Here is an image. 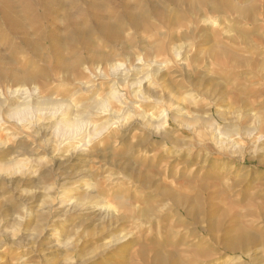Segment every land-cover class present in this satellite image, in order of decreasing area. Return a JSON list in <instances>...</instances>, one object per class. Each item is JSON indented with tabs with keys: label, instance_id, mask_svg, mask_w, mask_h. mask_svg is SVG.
I'll return each mask as SVG.
<instances>
[{
	"label": "rangeland",
	"instance_id": "rangeland-1",
	"mask_svg": "<svg viewBox=\"0 0 264 264\" xmlns=\"http://www.w3.org/2000/svg\"><path fill=\"white\" fill-rule=\"evenodd\" d=\"M225 1L0 0V92L8 97L17 88L12 75H34L27 88L38 87L41 97L54 102H71L77 116L86 117H80L86 123L82 133L73 134L58 126L61 112L46 106L21 121L4 116L0 140L6 150L0 164L21 166L14 174H0V264H82L90 259L95 264H145L142 252L149 256L146 264L156 255H177L183 264H264V242L256 259L254 249L227 252L216 243L240 230L264 240V0H227L235 10ZM239 8L246 9L245 16ZM30 26L44 27L36 32ZM65 26H84L89 41L75 48L68 42H44L61 35ZM107 27H121V35L107 38ZM81 49L85 57L87 50H98L115 58L126 71L111 76L104 63H79L74 54ZM180 50L182 57L176 54ZM99 65L109 79L96 73ZM116 81L122 104L109 97ZM106 100L109 108L102 106ZM175 106L187 122L172 119ZM165 111L169 121L150 135L142 114L158 121ZM197 116L212 119L227 137L219 141L213 130L195 124ZM104 123L109 126L101 135L83 140L92 126ZM247 127L257 129L256 134L244 135ZM75 151L83 159L77 170L88 171L92 181H87L99 184L125 217L115 234L128 242L99 262L103 246L90 230L77 233L84 248L75 254L55 252L49 249L51 240L43 238L55 228L62 238L76 231L57 222L43 231L47 222L42 218L47 217L38 214L60 202L58 178ZM168 190L187 202L177 207L164 198ZM25 206L35 215L27 217ZM189 208L194 218L179 221V209ZM203 251L210 254L201 256Z\"/></svg>",
	"mask_w": 264,
	"mask_h": 264
},
{
	"label": "bare ground",
	"instance_id": "bare-ground-1",
	"mask_svg": "<svg viewBox=\"0 0 264 264\" xmlns=\"http://www.w3.org/2000/svg\"><path fill=\"white\" fill-rule=\"evenodd\" d=\"M223 3H224V1H223ZM224 5L228 6V8H231L232 10L236 9V7L233 4H231V2H229L227 0L225 1ZM236 11L238 13H240L241 16H245V12H246L245 8H239ZM205 21L209 24L211 23V21H209V19H207ZM30 27H32V28L34 27L33 29L36 32H40L39 27L42 28L44 26H36V28H35V26H30ZM82 27H84V26H65V31L62 30V33L60 31L61 35L46 37L44 42L45 43H56L58 45H61L64 42H68L71 47L75 48L77 45L83 44V43L89 41V40H87L88 34H87V32H85L82 29ZM103 34L109 39H116L121 35V27L120 28H114V27L104 28ZM27 43L30 44V41L28 40ZM82 50L83 49H81L80 52L77 51L74 54V58L79 63L86 64L85 60H89L90 62H93L96 64L104 63V65H107V68L109 67L108 68L109 69L108 74L110 73L111 76H117L118 74L124 72V70L126 71L125 65L123 63L119 62V60H116L115 58L112 59V57H110V56H105L102 52H98V50H87L88 57H85V54ZM176 54L178 57H182V51L181 50H180V52H177ZM58 55L63 56V54L59 51H58ZM141 61L143 62L142 59L138 60V62H141ZM160 64H162V63H160ZM160 64L154 62L152 65L157 66V67H162ZM163 64L165 65L166 63H163ZM73 67L74 66H72V68ZM70 69H67V70H69L68 72H70ZM94 69H96L97 74L99 73V75H101L100 77H102L104 79L108 78V75L106 74L107 69H104L103 66L99 65V66H97V68H94ZM123 74H125V73H123ZM159 74H161V73H159ZM157 75L158 74H156V76ZM12 76L16 80L15 87H17V88L15 90H13L12 92L10 91V94L7 95L8 97H6L4 95L5 93L2 94V92H0V125L3 124V122L5 121V117H4L5 115L7 116L8 120L21 121L22 119L31 115L35 109H37L39 107H45L46 106V107H49V109H51L53 111L57 112V110H59V112H61L60 117H62V118H61V120L60 119L58 120V121H60V123H58V126L63 127L67 132H71L73 134L74 133H76V134L82 133L83 126H85L86 123L80 118L82 115L79 114L80 117L77 116V114H76L77 112L75 110V107L71 102L70 103L65 102V101H57V102L55 101L54 102L50 99H46V98L41 97V92H40V89L38 87H34L33 89L31 88L32 90L29 89L30 87L27 88V86L33 82V80H34L33 76L34 75L28 74V75H25L23 78L22 77L20 78V75H19V77H16V76H18L17 74H16V76L15 75H12ZM157 78H158V76H157ZM117 79H118V77H117ZM150 79H152V78H150ZM150 79H149V81H150ZM141 83L139 82V83L135 84L136 87L138 84H141ZM117 86H118L117 81L111 85V92L109 94V97L111 99L116 100L115 102H120V103L122 102L123 103L124 97L117 90ZM88 88H87V90H88ZM134 93H137V90ZM148 93H150V92H148ZM143 98L144 97H142V99ZM106 99H108V98H106ZM148 99H149V97H148ZM137 102H139V101H137ZM140 102H142V101H140ZM96 106H97V104H96ZM102 106L109 108L111 106V104L109 106V101L106 100L102 104ZM175 107H174V109H176L178 112L174 116L175 118H172V119H174V120L184 119L185 120V118H186L185 115L179 114L181 112L182 108L179 110V107L178 108L177 107L175 108ZM91 108H92V106H91ZM57 114H58V112H57ZM89 114H90V112L88 113V115ZM112 115H114V114H112ZM199 116H201V115H199ZM82 117H84V116H82ZM153 117H155V116H150L149 114L146 115V113L142 114V118L144 119L142 122L145 123L147 125L149 131H151L150 135H153L154 133L158 134V132H160L164 129V125L169 121V114L166 111L162 112V114L160 115V118H158L159 119L158 121H155ZM84 118H86V117H84ZM155 119H156V117H155ZM212 121L213 120L210 118H204V117L199 118L197 116V119L195 120V124H201L202 126L213 130L214 135H216L217 138L219 137V141L222 140L224 137H227V132L224 131L223 128H221V126L220 127L216 126L215 123ZM185 122H187V121L185 120ZM140 124H141V121H140ZM92 125H94V124H92ZM92 125H90V126H92ZM108 126H109L108 123H104L102 126H99V125L98 126L97 125L92 126V131L91 132L87 131L89 134V138L87 136V137L83 138V140L87 141L88 143L91 142L93 138H91L90 135H95L97 137V136H99L100 133H103V131L107 130ZM141 126H142V124H141ZM48 127H49V125H48ZM256 130L257 129H255V128H248L247 127V128H244L243 134L246 136L252 137L256 134ZM48 131H51V130L48 129ZM83 140H80V141H83ZM261 140H262V137L260 136L258 138V141H261ZM224 141H226V140H224ZM46 142H48V140ZM227 142L229 143V141H227ZM221 143L225 144V142H222V141H221ZM234 144H236V143H234ZM236 146H238V145H236ZM236 146L234 145L233 148L237 149ZM5 150L6 149L3 147L2 141L0 140V153H2V152L4 153ZM76 152L77 151H75L74 154L68 158V160L65 158L68 162L67 164L69 165V168L66 172L64 171L65 173H64L63 177L61 176L62 178L61 177L58 178V184L55 183L58 185V190L60 189V192H58L57 194L62 196V197H60L61 199L58 198L60 200V202L55 206L53 205L54 207L53 206L50 207L46 212L45 211H43V213L38 212L40 217H41V215H43V216L46 215V217H47V219L42 218V221L47 222L44 224V226L42 225L44 227V229H43V227H41L43 229V231L47 230L48 224L56 223V222L66 224V225H72L76 231L74 234L66 236L65 238H62L63 234L60 231V229H56V228L52 231L53 234L51 232H49L51 234L48 235V232L46 231L47 237H46V235H44V233L42 235H44L43 238L45 237L44 238L45 241L51 240V247H49V249H53V250H55V252H58V253H62V252L69 253V252H71V253L75 254V253H79L81 251V249L84 248L83 247V245H84L83 239L84 238L77 240L76 239L77 233L79 231H84L85 233H88L90 230L91 232H93L91 234V235H93L92 238L99 237L98 243L101 242V245L103 246L101 249V253L98 255V262H99L102 257L108 258V257L112 256L114 253L119 252L118 250L120 249V246L123 245L124 243L128 242V237L120 236L117 238V235L115 234L116 230L118 229L117 223L125 222V217L122 216L119 213V211L117 212V210L113 207V205L110 204L112 199L108 200L104 197V195L102 193L103 190L99 187V184L97 187L94 183L90 182V181H92V179L90 180V178H89L90 176H88V171H85V170L84 171H80V170L78 171L77 170V166L82 162L83 159L81 158V155H78V154L76 155ZM60 162H62V160H60ZM62 165H65V164H62ZM20 166H21V163H18V162L17 163H15V162L11 163L10 165H7V166L0 164V172H1L0 174L1 175L11 174V173L14 174L15 172H17L20 169ZM58 166H60V164ZM87 179H89L90 181L88 182ZM10 181H11V179H10ZM50 190H51L50 192L52 194H56L54 189L51 188ZM48 194H49V192H48ZM51 196L53 197L54 195H51ZM163 196L166 200L173 201L177 207H181L184 203L187 202V200L182 199L181 197L175 196V194L171 190L166 191L165 194H163ZM120 198L123 200L122 201L123 205L129 206L130 203H128V201L126 200L125 197H120ZM23 210L26 212L25 215H27V217H31V216L35 215V213L30 211V207H28V206H25ZM176 216H177V219L179 221H183L184 218L185 219L186 218L192 219L195 216V210L193 208H189V209H185V210L179 209V213ZM14 217L16 218V216H14ZM18 218H17V220H18ZM25 220L27 221V219H25ZM23 222H24V220H23ZM96 229L98 230V232H94V230H96ZM210 231H212V229H210ZM105 232H106V234H103ZM256 238H254L251 235H247L244 232H242V230H240V232L238 233L237 236L231 235L229 237H226V239H224L223 242H221V243L216 242V243H218L217 248L223 249L224 251H227V252H247V251H250L251 249H254V250H251L253 252L251 256L253 259H256L255 257H258L257 254H259V253L256 254V252H258V250H260L259 247H260L261 243L264 242L263 239L258 240L259 238L258 239H256ZM33 242H34V240H33ZM178 245L179 244H176L173 248L177 249ZM212 248L215 249V247L213 245H212ZM193 251L195 252L194 249H193ZM193 251L191 250L190 252L192 253ZM194 252H193V254H194ZM209 254H210L209 251H203L200 253L201 256H208ZM148 258H149V256L146 252L140 253V259L142 260L143 263H145V264L148 263ZM216 262H214V263H216ZM82 264H95V260L90 259V260L82 262ZM152 264H183V263H180V260L177 259V255L174 256L172 259L160 256V255H158V256L156 255L154 260L152 261Z\"/></svg>",
	"mask_w": 264,
	"mask_h": 264
}]
</instances>
